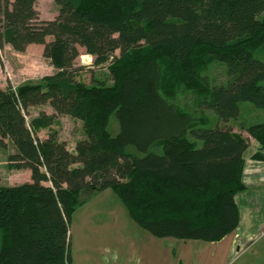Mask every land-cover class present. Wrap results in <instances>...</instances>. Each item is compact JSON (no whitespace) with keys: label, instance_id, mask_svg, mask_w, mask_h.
<instances>
[{"label":"trees","instance_id":"trees-1","mask_svg":"<svg viewBox=\"0 0 264 264\" xmlns=\"http://www.w3.org/2000/svg\"><path fill=\"white\" fill-rule=\"evenodd\" d=\"M35 1L0 0V49L40 44L54 68L0 87V148L9 141L8 166L30 174L0 185V264H70L71 216L106 188L156 237L217 241L233 231L249 141L227 123L241 102L264 112V61L254 55L264 43V0H54L48 20ZM80 48L106 66L105 79H76ZM204 55L226 72V82L203 85L198 101L217 116L214 126L162 91V59L195 78ZM37 103L53 113L27 121ZM58 114L82 122L73 151L55 132L37 136ZM244 129L260 145L253 158L264 160V120Z\"/></svg>","mask_w":264,"mask_h":264},{"label":"crops","instance_id":"crops-1","mask_svg":"<svg viewBox=\"0 0 264 264\" xmlns=\"http://www.w3.org/2000/svg\"><path fill=\"white\" fill-rule=\"evenodd\" d=\"M241 136L249 142L242 155L244 188L234 195L238 223L233 231L217 241L156 237L128 224L118 197L106 188L74 212L80 229L74 242L69 233L70 264H264V160L253 158L257 140L244 129ZM92 221H98L97 229L88 227Z\"/></svg>","mask_w":264,"mask_h":264},{"label":"rangeland","instance_id":"rangeland-1","mask_svg":"<svg viewBox=\"0 0 264 264\" xmlns=\"http://www.w3.org/2000/svg\"><path fill=\"white\" fill-rule=\"evenodd\" d=\"M34 7L38 12L39 19L42 20L53 19L58 11V6L54 0H36ZM254 55L264 61V43L254 50ZM161 65L163 93L167 94L170 100L179 109L190 110L194 113H202L206 119L205 124L207 126H214L217 124L219 120L215 113L210 109L202 110L198 108V101L203 97L204 90H202V87L204 84L210 86L226 82L224 64L211 55H204L200 61V65L195 68L197 76L195 78L194 74L188 70H183L181 67L178 68L174 64H171L169 60L162 59ZM74 67L77 69L75 76L76 79L85 83H89L91 79H105L108 75L106 66L93 65V57L86 54L83 48L79 49V55L74 60ZM53 71L54 68L49 60L42 55V46L40 44H30L22 52L15 51L9 45H4L0 49V87L2 88L7 85L16 87L20 83L36 80L42 75L52 73ZM261 84L264 85V81H262ZM239 107V116L235 120H230L227 125L230 126L235 133L241 135V129L243 130L244 127L263 120L264 112L261 109L256 108L250 102H241ZM44 113L46 115L53 113V110L48 103L33 104L28 108L26 119L29 121L31 118L38 117ZM108 127L112 134L117 131V122L113 114L109 117ZM37 131V136L41 139L49 132H55L56 139L64 142L67 148L71 151H73L76 141L85 136L81 120L65 114L56 115L51 120L50 124L39 127ZM200 144V142H197V146ZM126 150L130 152L136 151L131 145L127 146ZM13 151L14 148L9 141H7L6 149L0 148L1 186L17 185L29 181L30 174L28 169H16L8 166L7 155ZM112 195L113 197L116 196L115 193ZM117 205L120 210L125 213L126 222L128 224L131 222L134 227H139L131 219L126 208L119 199ZM74 212L71 216L72 219L69 230L72 242L75 241L76 235H78V230L80 229L77 216H73ZM97 222L98 221L88 222V227L97 229ZM103 226L104 229H108L112 225L110 223V225L105 224Z\"/></svg>","mask_w":264,"mask_h":264}]
</instances>
